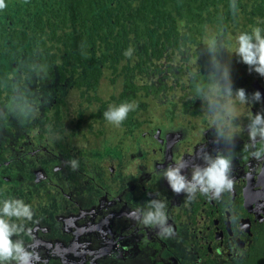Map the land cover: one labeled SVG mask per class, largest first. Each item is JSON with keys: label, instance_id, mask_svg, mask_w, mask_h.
Returning a JSON list of instances; mask_svg holds the SVG:
<instances>
[{"label": "flooded vegetation", "instance_id": "obj_1", "mask_svg": "<svg viewBox=\"0 0 264 264\" xmlns=\"http://www.w3.org/2000/svg\"><path fill=\"white\" fill-rule=\"evenodd\" d=\"M27 75L9 98L11 86L0 79V110L24 103L17 93L39 105L24 121L0 111V205L30 203L29 241L15 239L38 256L34 264H264V157L252 155L264 141L251 147L247 130L249 116L264 113V100L237 104L235 144L228 148L213 142L209 117L200 124L208 114L196 100H163L160 114L140 120L130 111L117 127L104 119L99 95L70 96L76 88L68 86L56 110L60 96L40 88L51 79L36 77L29 90ZM232 76L235 87L264 94V78L246 65L232 66ZM202 151L231 154L233 189L219 200L200 192L177 195L162 178L163 167L177 159L202 163ZM71 160L78 162L75 170ZM153 197L167 204L171 236L127 218Z\"/></svg>", "mask_w": 264, "mask_h": 264}, {"label": "trees", "instance_id": "obj_2", "mask_svg": "<svg viewBox=\"0 0 264 264\" xmlns=\"http://www.w3.org/2000/svg\"><path fill=\"white\" fill-rule=\"evenodd\" d=\"M5 4L0 9V79L11 86L8 98L23 73L28 72L25 80L31 90L36 77L53 81L59 72L63 88H76L82 95L94 92L87 94L89 98L98 96L101 80L109 77L114 86L118 78L123 80L122 98L142 93L156 101H174L179 87L194 90L189 72L207 79L206 61L191 66L205 28L206 35L223 34L225 55L241 32L259 27L264 34V0H5ZM223 7L228 8L222 15ZM129 49L131 55L126 56ZM26 89L23 86L22 93ZM43 93L37 91L38 96ZM195 97L192 92L183 102L196 100L197 108L204 109ZM56 101L54 108L59 110L63 98ZM99 101L103 110L110 102Z\"/></svg>", "mask_w": 264, "mask_h": 264}, {"label": "clouds", "instance_id": "obj_3", "mask_svg": "<svg viewBox=\"0 0 264 264\" xmlns=\"http://www.w3.org/2000/svg\"><path fill=\"white\" fill-rule=\"evenodd\" d=\"M6 7L5 0H0V9ZM235 9V4L232 5ZM236 48L233 54L238 62L247 66L250 73L254 72L264 78V34L259 27L251 32H241L236 37ZM226 44L223 34L214 33L204 41L206 81L200 78L199 72L190 73L194 84L196 98L204 104L210 124L214 131V143L226 147H234L237 128L235 121L239 112L237 104L255 103L264 100L260 90L249 93L243 87H235L232 76L231 59L225 60ZM232 54V55H233ZM131 55V49L125 52ZM46 74V73H45ZM39 105L25 98L24 103L16 102L12 107L3 110L5 118L14 115L21 121L30 120L37 112ZM133 103H121L110 106L103 113L104 119L115 126L127 119L130 111L135 109ZM250 146L255 147L257 140L264 141V113L249 116L247 125ZM253 157H264V149L253 151ZM202 163H190L188 160L177 159L162 169V178L167 181L173 193L186 194L189 198L197 192L219 200L223 193L231 192L232 158L228 151H218L215 156L207 151L198 154ZM73 170L78 167L76 160H71ZM190 174V175H189ZM164 200L153 197L144 205L131 209L126 215L137 224L156 231L161 237L173 234L168 224ZM31 207L19 199H7L0 205V264H34L38 256L29 251L20 237L25 232L24 221L32 218Z\"/></svg>", "mask_w": 264, "mask_h": 264}, {"label": "rangeland", "instance_id": "obj_4", "mask_svg": "<svg viewBox=\"0 0 264 264\" xmlns=\"http://www.w3.org/2000/svg\"><path fill=\"white\" fill-rule=\"evenodd\" d=\"M232 6V5H231ZM228 8V7H227ZM227 8L223 7L221 9V13L222 15L224 14V12L227 10ZM203 37V43L201 44V48H198L199 51H197V55H195L196 57H194L191 60V66L192 68L195 67V65H198L200 62L206 61L207 58H205L204 56H202L201 52L204 51L203 47H204V41L206 38H208L210 36V34L206 35V28L205 31L203 33L200 34ZM206 35V38H205ZM226 42V41H225ZM228 50L229 52H227V54L225 55L224 58H226L227 60L232 59L231 63L232 66L235 70L242 69L243 63L238 62V58L233 54L234 52V46H228ZM233 54V55H232ZM189 73H193L189 72ZM61 74L58 72L55 79H53V81L51 80H47L44 83L41 84L40 88H45V93H52L55 95H58L60 97H63L64 100H66L69 96V92L68 90L64 89L59 81ZM111 76V75H109ZM189 78L191 79V76L189 74ZM187 79V78H186ZM117 84L118 86H114L115 84L111 82L109 77H105L101 80L99 86L97 87L96 93L99 95V97L102 100H110V102L108 103V108L110 106H118L121 103H133L136 105L135 109H134V116L133 118H136L138 120L143 119L144 116L149 117L150 115H158L163 111V107H162V102L161 101H156L154 100L153 97H148L143 95L142 93H137V97L135 96V98L132 97H125L122 98L121 96H119L120 92L123 89V84H122V79L118 78L117 79ZM206 81V79H205ZM72 82H68V84L70 85ZM187 86H190L189 84H187ZM60 87V88H59ZM192 92H195L191 87H188L186 89V91H183L181 87H179L176 90V94L177 97L179 98H183L186 97V95L191 94ZM76 93L78 94V92H76L75 90L70 94V96H74L76 95ZM94 92H91V94H93ZM77 98V97H76ZM196 98V97H195ZM198 99V98H196ZM200 101V99H198ZM73 108L75 110L80 109L79 106L73 105ZM107 108V110H108ZM204 108V114H207L206 108L203 104ZM105 112V110H104ZM208 115H206L204 118H201L199 120L200 124L202 123V121L208 120L209 118H207ZM28 205H30V203H28ZM44 215L46 213H43ZM32 220H27L24 221L25 224L27 223H31ZM29 232L27 230V228H25V232L21 234L20 237L23 238L24 241H29ZM14 239L16 237H13ZM40 247H43V243L39 242ZM32 249V247H31ZM100 262H105V260H102Z\"/></svg>", "mask_w": 264, "mask_h": 264}]
</instances>
